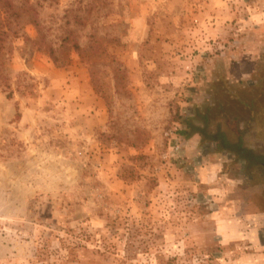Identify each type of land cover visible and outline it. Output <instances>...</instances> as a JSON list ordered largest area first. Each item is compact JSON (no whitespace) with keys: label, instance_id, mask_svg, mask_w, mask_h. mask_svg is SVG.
Segmentation results:
<instances>
[{"label":"rangeland","instance_id":"rangeland-1","mask_svg":"<svg viewBox=\"0 0 264 264\" xmlns=\"http://www.w3.org/2000/svg\"><path fill=\"white\" fill-rule=\"evenodd\" d=\"M0 264H264V0H0Z\"/></svg>","mask_w":264,"mask_h":264},{"label":"trees","instance_id":"trees-1","mask_svg":"<svg viewBox=\"0 0 264 264\" xmlns=\"http://www.w3.org/2000/svg\"><path fill=\"white\" fill-rule=\"evenodd\" d=\"M181 134H184V132L181 131Z\"/></svg>","mask_w":264,"mask_h":264}]
</instances>
